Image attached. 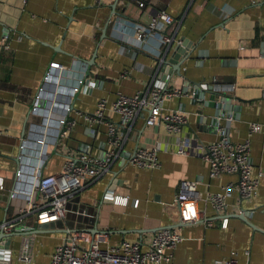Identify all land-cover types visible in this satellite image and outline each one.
Here are the masks:
<instances>
[{
    "label": "crops",
    "instance_id": "0c3cea01",
    "mask_svg": "<svg viewBox=\"0 0 264 264\" xmlns=\"http://www.w3.org/2000/svg\"><path fill=\"white\" fill-rule=\"evenodd\" d=\"M159 10L172 16L173 23L137 44L132 25L145 24ZM164 35L174 44L180 38L197 44L180 63V77L168 73L161 79V72L156 73L164 47H157V41ZM1 36L7 48L0 45V223L25 205L35 178L59 171L65 153L74 157L88 147L99 156L106 149L104 126L86 127L79 114L90 113L100 98L108 106L116 93L145 90L152 77L172 90L198 82L203 100L209 96L207 86L228 95L233 119L218 122L227 129L229 142L248 138L251 174L259 175L253 197L239 199L231 192L226 225L219 228V217L204 198L234 176L209 178L196 152H174L176 135H167L161 123L144 125V112L127 126L106 108L105 118L122 136L120 158L69 198L76 201L63 219L36 224L32 214H25L22 223L30 234L0 238L6 248L0 264H47L53 248L72 230L67 225L76 205L87 208L77 227L100 244L124 240L145 248L156 229L169 226L180 237L168 250L169 264H211L231 252L236 264H264V128L247 133L249 123H264V0H0ZM84 77L93 85L79 84ZM170 110L185 116L178 136L187 137L193 148L219 138L209 124L210 106L181 95L163 103V111ZM62 116L76 123L53 145L55 122ZM148 145L156 148V168L122 161ZM180 182L193 183L196 209L212 226L178 225L172 198ZM106 193L125 203L104 199ZM240 211L246 221L236 217ZM23 241L28 263L18 259Z\"/></svg>",
    "mask_w": 264,
    "mask_h": 264
},
{
    "label": "built area",
    "instance_id": "2783aa9c",
    "mask_svg": "<svg viewBox=\"0 0 264 264\" xmlns=\"http://www.w3.org/2000/svg\"><path fill=\"white\" fill-rule=\"evenodd\" d=\"M173 21L172 16L163 10L156 11L145 24L135 23L132 25L135 42L140 43L145 37L159 31L164 26H169ZM169 42L170 37L164 35L160 41H157V47ZM0 45L7 48L5 36L0 37ZM157 53H159L158 50ZM87 83L89 86L93 85L92 81ZM181 95L185 96L186 94H182L179 90L165 88L163 82L152 77L145 90L132 95L116 93L108 106L106 100L102 98L97 100L90 113L79 114V117L86 127L104 126L106 149L99 156L91 154L88 147L74 157L65 153L57 173L39 176L33 180L25 195V205L18 210L14 217L0 223L1 231L8 233L26 229L22 223L25 214H32L36 224L63 219L65 204L69 198L79 189L109 171L112 162L120 158L122 136L117 131V125L105 118L104 110L106 108L117 115L120 124L127 126L139 112H144V125L153 126L161 123L167 135H176L174 152L176 154L196 152L197 156L205 161L209 178L221 175L234 176L233 181L222 184L219 191L207 193L204 198L212 211L218 215L219 228H224L226 225V200L231 192L236 191L239 199H249L256 192L259 174L257 176L251 174L248 138L231 143L225 136L219 135L220 128L218 127L215 129L219 135L218 139L199 143L193 148L187 137L178 136L186 123L185 116L177 110L163 111V103L166 100ZM75 123V119L67 116L57 119L51 143L56 145L58 140L64 139ZM262 128H264V123L252 122L248 124L247 133L249 135ZM124 160L129 165L141 169H153L158 166L156 148L153 145L135 148L122 161ZM192 189L193 183L180 182L178 190L173 195L172 202L177 209L178 222L182 224L201 222L207 227L212 226L211 220L205 219L202 212L196 209L195 199L191 197ZM106 194L103 196L104 199L113 200V203H125V198L114 196L112 199L113 196ZM135 204L136 200L133 201V205ZM179 240L180 237L175 227L156 229L145 248H141L136 242L124 240L112 245L100 244L99 240L90 239L88 233L83 229H72L53 248L47 264H169L171 255L168 250L172 249ZM5 252V249L0 250V255ZM233 254L231 252L229 256L214 260L211 264H236ZM2 258L6 259L0 256V260ZM18 259L23 263L29 262L26 241L20 244Z\"/></svg>",
    "mask_w": 264,
    "mask_h": 264
},
{
    "label": "water",
    "instance_id": "95a60500",
    "mask_svg": "<svg viewBox=\"0 0 264 264\" xmlns=\"http://www.w3.org/2000/svg\"><path fill=\"white\" fill-rule=\"evenodd\" d=\"M112 13H114V12L112 11ZM196 45H197L196 43H191L190 41H185L183 38H180L176 44L173 43V40H171L169 43L165 44L162 51H161L159 59L157 60L156 73L161 72L160 73L161 79H162V75L168 74V73L170 76L175 75V76L180 77L179 65L187 56H189L190 52L196 47ZM180 55H182L183 58H181ZM92 56H93V54H92ZM179 56H180V58H179ZM86 64H88V63H86ZM165 67H167L169 69H166ZM170 76H169V78H170ZM83 84H87L85 77L81 81V85H83ZM188 85L190 86V88H187V89L182 88L179 91L182 94L188 95L189 100H191L193 102H200L201 104L203 103L204 106H210V108L212 109V115L210 117L209 124L212 128V131L216 132L215 129L219 127L220 128V131L218 132L219 135L225 136L227 133V129L225 127L221 126L219 124L218 120L223 119V118L233 119L232 110L235 109V107L230 104V97L228 95L218 93L217 91H214V90L211 91V88L207 86L206 90H209V96L207 97V100H203V94H204L203 90L204 89H200L199 83L198 82H190V83H188ZM15 161H16V158H15ZM72 200H73V202L76 201L75 198L69 199L65 204V210ZM76 206L77 207H75V209L72 210V212L74 213L75 216L72 218L71 222L69 221L67 226H68V228H71V229H73V228L74 229H82V228L77 227V225L80 226V223L82 222L81 221L82 216L85 214V209H87V208H85L83 205H76ZM91 213L93 216V218H92V222H93L95 209H91ZM243 213L244 212L240 211L239 213L236 214V217L246 221L245 215ZM44 224H47V223H44ZM89 225H90V228L93 229V231H97L96 228L94 227L95 225L91 226L92 223ZM178 225L180 226V225H182V223H178ZM40 228H42V227H40ZM25 230L26 229H24L23 231L14 230V231H11L8 233H4L0 229V238L6 240L8 237L13 236V235L23 236L26 234H30ZM3 249L6 250V248L4 246H0V250H3Z\"/></svg>",
    "mask_w": 264,
    "mask_h": 264
}]
</instances>
